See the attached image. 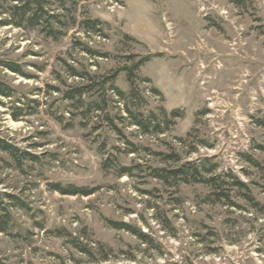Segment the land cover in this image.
<instances>
[{
  "label": "rangeland",
  "instance_id": "1",
  "mask_svg": "<svg viewBox=\"0 0 264 264\" xmlns=\"http://www.w3.org/2000/svg\"><path fill=\"white\" fill-rule=\"evenodd\" d=\"M32 1L0 0V264H264V0Z\"/></svg>",
  "mask_w": 264,
  "mask_h": 264
},
{
  "label": "trees",
  "instance_id": "2",
  "mask_svg": "<svg viewBox=\"0 0 264 264\" xmlns=\"http://www.w3.org/2000/svg\"><path fill=\"white\" fill-rule=\"evenodd\" d=\"M12 3H16V5L13 6V10L15 13H17L20 16H24L26 14H28L30 12V9L28 8L30 4H33L34 2L32 0H10ZM2 65L4 68H6L7 70H9L10 72L14 73V74H19L20 70L19 68L11 63H2L0 64ZM0 95L4 96V97H9L8 93H5L4 91L0 90ZM78 97H81V93H79L77 95ZM72 98V96H71ZM70 98V99H71ZM7 151V150H6ZM197 166L196 167H191L190 170H192V174L189 175V177L193 178L196 175V171H197ZM188 172V171H187ZM198 173V172H197ZM186 173L183 172V169H177L171 172H165L162 175L157 176V178L159 177V179H163L164 181H168L169 177H171L172 179H175L177 177H179V179H181L183 182L187 181L186 178ZM187 183V182H185ZM55 191H57L58 193H60L61 195H67V196H83V197H87L90 196L91 193L88 192H84L75 188H69V189H61L59 186H52ZM1 223H6L5 221H1ZM114 226L115 229L118 230H126V231H131V233L133 235H136L132 230H129L128 226H125L123 224H112ZM5 228L4 226H0V233L4 232Z\"/></svg>",
  "mask_w": 264,
  "mask_h": 264
}]
</instances>
